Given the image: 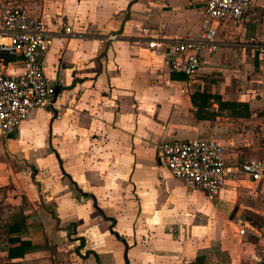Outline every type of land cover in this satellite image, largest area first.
<instances>
[{
	"label": "crops",
	"instance_id": "obj_1",
	"mask_svg": "<svg viewBox=\"0 0 264 264\" xmlns=\"http://www.w3.org/2000/svg\"><path fill=\"white\" fill-rule=\"evenodd\" d=\"M5 1L47 17L57 94L0 143V264H257L264 178L210 197L156 149L215 140L229 165L264 162V0L181 80L158 49L198 37L202 0ZM21 68L0 58L7 76ZM196 92L211 95L200 119Z\"/></svg>",
	"mask_w": 264,
	"mask_h": 264
},
{
	"label": "built area",
	"instance_id": "obj_2",
	"mask_svg": "<svg viewBox=\"0 0 264 264\" xmlns=\"http://www.w3.org/2000/svg\"><path fill=\"white\" fill-rule=\"evenodd\" d=\"M258 0H202L203 21L198 37L165 43L158 49L168 60L172 73L192 78L200 70L203 52L214 53L220 46L219 35L227 27L241 25L253 12ZM47 17H33L13 2L0 3V26L7 42L0 43V52L22 60L18 75L7 76L0 70V143L8 140L29 112L53 105L56 85L44 72V59L51 44ZM65 33L81 36L66 27ZM115 39L116 35H111ZM149 48L157 49L155 40ZM158 161L171 174L192 188L216 197L225 191H237L242 179L264 178V162L249 161L229 165L222 144L215 140L172 139L159 143ZM264 264V248L256 257Z\"/></svg>",
	"mask_w": 264,
	"mask_h": 264
},
{
	"label": "trees",
	"instance_id": "obj_3",
	"mask_svg": "<svg viewBox=\"0 0 264 264\" xmlns=\"http://www.w3.org/2000/svg\"><path fill=\"white\" fill-rule=\"evenodd\" d=\"M0 58H3L4 61H6V62L14 60V56L9 55L8 53H3V52H0ZM172 77H173V79H176V80L187 79V77L184 76L183 74H177V73H172ZM210 98H211V95H208L206 93L196 92V93L192 94L191 101H192L193 105L197 108V117L199 119L203 118L202 112L209 105ZM23 244H25V243L22 242L21 245L24 246ZM21 247L17 246V247L11 248L10 253H9L10 256L14 257V256L18 255V250Z\"/></svg>",
	"mask_w": 264,
	"mask_h": 264
},
{
	"label": "rangeland",
	"instance_id": "obj_4",
	"mask_svg": "<svg viewBox=\"0 0 264 264\" xmlns=\"http://www.w3.org/2000/svg\"><path fill=\"white\" fill-rule=\"evenodd\" d=\"M255 43V42H254ZM233 192H235V191H233Z\"/></svg>",
	"mask_w": 264,
	"mask_h": 264
}]
</instances>
